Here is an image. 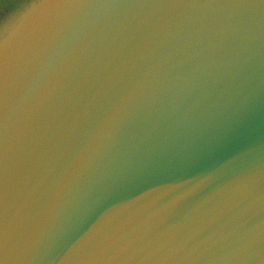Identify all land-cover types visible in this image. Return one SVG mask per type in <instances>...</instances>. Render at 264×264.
Instances as JSON below:
<instances>
[{
	"label": "water",
	"instance_id": "water-1",
	"mask_svg": "<svg viewBox=\"0 0 264 264\" xmlns=\"http://www.w3.org/2000/svg\"><path fill=\"white\" fill-rule=\"evenodd\" d=\"M0 264H264V0H0Z\"/></svg>",
	"mask_w": 264,
	"mask_h": 264
}]
</instances>
